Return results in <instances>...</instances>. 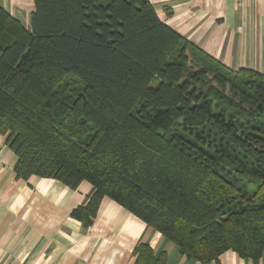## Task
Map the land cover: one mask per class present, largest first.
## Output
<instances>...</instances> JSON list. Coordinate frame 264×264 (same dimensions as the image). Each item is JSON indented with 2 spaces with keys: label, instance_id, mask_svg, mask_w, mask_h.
<instances>
[{
  "label": "trees",
  "instance_id": "1",
  "mask_svg": "<svg viewBox=\"0 0 264 264\" xmlns=\"http://www.w3.org/2000/svg\"><path fill=\"white\" fill-rule=\"evenodd\" d=\"M0 7V134L17 179L108 198L200 263L264 252V74L231 70L148 0H33ZM140 264H166L138 245Z\"/></svg>",
  "mask_w": 264,
  "mask_h": 264
},
{
  "label": "crops",
  "instance_id": "2",
  "mask_svg": "<svg viewBox=\"0 0 264 264\" xmlns=\"http://www.w3.org/2000/svg\"><path fill=\"white\" fill-rule=\"evenodd\" d=\"M160 21L231 70L264 74V0H148ZM0 7L30 24L33 0H0ZM15 155L0 134V264H140L138 245L166 264H264L232 251L200 263L179 254L156 230L108 198L90 226L71 217L93 193L82 182L71 189L39 177L17 179Z\"/></svg>",
  "mask_w": 264,
  "mask_h": 264
}]
</instances>
